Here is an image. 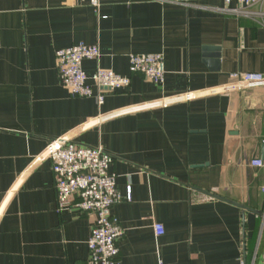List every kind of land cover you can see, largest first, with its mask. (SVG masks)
<instances>
[{
	"label": "crops",
	"instance_id": "0c3cea01",
	"mask_svg": "<svg viewBox=\"0 0 264 264\" xmlns=\"http://www.w3.org/2000/svg\"><path fill=\"white\" fill-rule=\"evenodd\" d=\"M97 1L0 0V264H88L95 216L58 211L45 156L64 137L102 146L131 192L113 207L121 264H264V168L251 165L263 160L264 88L219 93L233 73L264 74V2L239 17L222 0ZM80 43L98 45L99 66L131 76L129 89L103 106L71 97L56 53ZM158 53L163 85L130 75V55Z\"/></svg>",
	"mask_w": 264,
	"mask_h": 264
},
{
	"label": "built area",
	"instance_id": "2783aa9c",
	"mask_svg": "<svg viewBox=\"0 0 264 264\" xmlns=\"http://www.w3.org/2000/svg\"><path fill=\"white\" fill-rule=\"evenodd\" d=\"M222 1L225 4V12L239 17H253L255 15L253 8L262 7L264 2V0ZM233 1L237 3L235 8H231ZM92 3L98 6L97 0H93ZM1 48L0 31V51ZM101 58L102 52L98 45L85 43L56 53L62 85L69 91L71 97H95L98 105L103 106L107 93L129 89L132 83L131 76H122L100 67ZM86 61L98 63L93 74H88L84 70L83 65ZM129 62L130 75H140L146 81L157 85L165 83L167 70L163 54H133L130 55ZM257 88H264V74L237 72L230 75L228 84L219 89V93L228 94ZM191 99L190 93L185 95V100ZM177 100H182V97ZM167 104L168 102L158 101L128 108L105 115L101 120H109L142 109L164 107ZM45 156L52 163L58 211L72 209L95 216L88 241V264H121L119 242L125 231L114 216L113 207L125 200L130 201L131 192L129 190L124 197L118 190L117 175L112 171L113 156L102 146L78 144L67 137L51 141ZM251 165L264 168V161L254 159ZM154 232L157 237H161L165 229L163 225L155 224Z\"/></svg>",
	"mask_w": 264,
	"mask_h": 264
},
{
	"label": "water",
	"instance_id": "95a60500",
	"mask_svg": "<svg viewBox=\"0 0 264 264\" xmlns=\"http://www.w3.org/2000/svg\"><path fill=\"white\" fill-rule=\"evenodd\" d=\"M211 51H213L215 54H214V55H210L209 52H211ZM218 52H219V49H210V48H206V49H205V56H206V57H213V58L217 59V61H215V60L208 61V62H210V63L213 65V68H214V66L217 65V69H218L219 58H220ZM216 53H217V54H216ZM263 160H264V147H263ZM214 197H215V198H219V197H217V196H214ZM235 205H237V206H239V207H242L241 205H238V204H235ZM242 208H243V207H242ZM256 214H258L259 216H263V213H260V212H256Z\"/></svg>",
	"mask_w": 264,
	"mask_h": 264
}]
</instances>
